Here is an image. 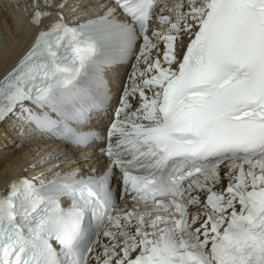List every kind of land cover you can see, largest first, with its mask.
I'll return each mask as SVG.
<instances>
[{
  "label": "snow or ice",
  "instance_id": "1",
  "mask_svg": "<svg viewBox=\"0 0 264 264\" xmlns=\"http://www.w3.org/2000/svg\"><path fill=\"white\" fill-rule=\"evenodd\" d=\"M31 19L0 128L58 144L0 191V264H264V0H56Z\"/></svg>",
  "mask_w": 264,
  "mask_h": 264
},
{
  "label": "bare ground",
  "instance_id": "2",
  "mask_svg": "<svg viewBox=\"0 0 264 264\" xmlns=\"http://www.w3.org/2000/svg\"><path fill=\"white\" fill-rule=\"evenodd\" d=\"M16 3L18 5L14 9L17 6L18 8L16 10L12 8L13 14H9L11 9L9 12L0 9V12L3 11L2 17H0V74L16 62L32 39L33 27L25 19L30 9V0H16ZM55 4L56 0L50 2V5L54 6ZM118 70L120 69L114 68L107 73L112 86L120 81L119 76H114ZM20 140V136L15 132H6L0 128V154H4L0 157V190L5 188L18 168H29L28 166L32 163L31 159L35 155L33 148L38 144H34L35 141H26L22 147H16ZM8 152L11 154L5 155Z\"/></svg>",
  "mask_w": 264,
  "mask_h": 264
},
{
  "label": "rangeland",
  "instance_id": "3",
  "mask_svg": "<svg viewBox=\"0 0 264 264\" xmlns=\"http://www.w3.org/2000/svg\"><path fill=\"white\" fill-rule=\"evenodd\" d=\"M17 3H16V0H12V1L11 0H0V9L3 10V11L5 10L7 12H9V10L11 9L10 12H9V14H13L14 13V10H16L18 8V6H17V8L14 9L15 6L18 5ZM12 8L14 10H12ZM3 11L0 12V14H1L0 17H2ZM0 151H1V149H0ZM10 154H11V152L10 153L8 152V154H5V155H10ZM3 155L4 154H0V157H2Z\"/></svg>",
  "mask_w": 264,
  "mask_h": 264
}]
</instances>
